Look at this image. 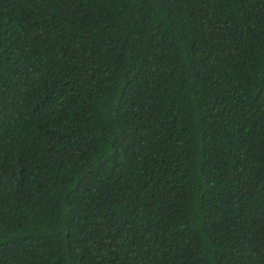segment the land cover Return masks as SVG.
<instances>
[{
  "label": "trees",
  "instance_id": "1",
  "mask_svg": "<svg viewBox=\"0 0 264 264\" xmlns=\"http://www.w3.org/2000/svg\"><path fill=\"white\" fill-rule=\"evenodd\" d=\"M0 264H264V0H0Z\"/></svg>",
  "mask_w": 264,
  "mask_h": 264
}]
</instances>
